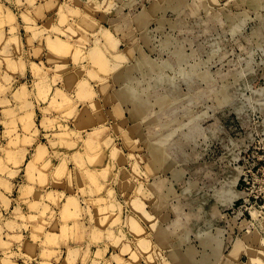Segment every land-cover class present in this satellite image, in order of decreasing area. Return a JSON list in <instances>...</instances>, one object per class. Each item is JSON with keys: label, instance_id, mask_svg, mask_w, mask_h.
<instances>
[{"label": "rangeland", "instance_id": "rangeland-1", "mask_svg": "<svg viewBox=\"0 0 264 264\" xmlns=\"http://www.w3.org/2000/svg\"><path fill=\"white\" fill-rule=\"evenodd\" d=\"M0 94V264H264V0H0Z\"/></svg>", "mask_w": 264, "mask_h": 264}, {"label": "crops", "instance_id": "crops-1", "mask_svg": "<svg viewBox=\"0 0 264 264\" xmlns=\"http://www.w3.org/2000/svg\"><path fill=\"white\" fill-rule=\"evenodd\" d=\"M99 21V20H98ZM26 72H25V74H27V72H29V68H30V66H28V65H26ZM8 77H12V75L11 74H8ZM4 100H8V96L6 95V94H0V102H2V101H4ZM32 104H33V112L35 113V110L37 111H39V106H37V105H35V103H36V101H33V99H32V102H31ZM45 108V107H44ZM43 108V109H44ZM42 109V108H41ZM40 113V112H39ZM41 114V113H40ZM42 119H43V116H42ZM43 131H41V132H39V136L40 135H43V133H42ZM46 135V134H45ZM15 203V202H14ZM15 205H16V203H15ZM46 205H48L51 209H53V206H50L51 205V203L50 202H47V204ZM13 208H15V206H14V204H13ZM86 234L83 232H79V234L77 235L78 236V238H79V241H81V240H83L85 243H86V245H88V244H90L91 245V243H93L92 242V239H91V234L90 235H88V237H86L85 236ZM82 237H83V239H82ZM59 245H60V247H61V249H64L65 247H66V244L63 242H61V243H59ZM66 259V258H65ZM53 262L55 263V260H53ZM67 263V262H66ZM64 264V263H63Z\"/></svg>", "mask_w": 264, "mask_h": 264}, {"label": "bare ground", "instance_id": "bare-ground-1", "mask_svg": "<svg viewBox=\"0 0 264 264\" xmlns=\"http://www.w3.org/2000/svg\"><path fill=\"white\" fill-rule=\"evenodd\" d=\"M104 38V37H103ZM52 46H54V45H52ZM93 61L97 64H99L100 65V67L102 68V69H105L106 68V64H105V61H103V60H100V59H98L97 57L96 58H93ZM92 119V118H91ZM87 121V120H86ZM96 126V125H95ZM90 142V141H89ZM91 143H93V141H91ZM131 223H134V221L132 220V222ZM62 227V226H61ZM236 254L237 255V249H235L234 251H232L231 252V254ZM120 254V253H119ZM110 257V256H109Z\"/></svg>", "mask_w": 264, "mask_h": 264}]
</instances>
